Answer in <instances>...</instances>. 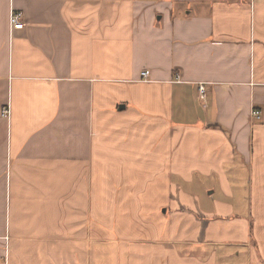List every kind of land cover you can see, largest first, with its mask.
<instances>
[{
  "label": "crops",
  "instance_id": "obj_1",
  "mask_svg": "<svg viewBox=\"0 0 264 264\" xmlns=\"http://www.w3.org/2000/svg\"><path fill=\"white\" fill-rule=\"evenodd\" d=\"M0 264H264V0H0Z\"/></svg>",
  "mask_w": 264,
  "mask_h": 264
},
{
  "label": "built area",
  "instance_id": "obj_2",
  "mask_svg": "<svg viewBox=\"0 0 264 264\" xmlns=\"http://www.w3.org/2000/svg\"><path fill=\"white\" fill-rule=\"evenodd\" d=\"M9 25L14 28V29H21L23 27V24L21 23V16L20 14H16L14 12H11L9 14ZM149 72L148 71H144L141 73V78L142 79H145L147 76H148ZM203 88H200V93L202 94L203 93ZM9 114V110L8 109H5L3 111V115L5 117H7ZM251 116L255 119H258L259 118V112L257 110H253L251 112Z\"/></svg>",
  "mask_w": 264,
  "mask_h": 264
},
{
  "label": "rangeland",
  "instance_id": "obj_3",
  "mask_svg": "<svg viewBox=\"0 0 264 264\" xmlns=\"http://www.w3.org/2000/svg\"><path fill=\"white\" fill-rule=\"evenodd\" d=\"M205 184H206V186H205V188L202 190V195L204 196V195H211L210 197H216L217 198V196H218V192L213 196V194H210V193H213V191H214V186H213V184H212V181L211 180H208V181H205ZM213 198V199H214Z\"/></svg>",
  "mask_w": 264,
  "mask_h": 264
}]
</instances>
